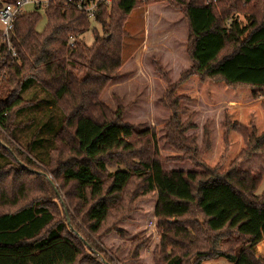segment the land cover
<instances>
[{
    "label": "trees",
    "instance_id": "obj_1",
    "mask_svg": "<svg viewBox=\"0 0 264 264\" xmlns=\"http://www.w3.org/2000/svg\"><path fill=\"white\" fill-rule=\"evenodd\" d=\"M70 1L49 0L44 9L47 25L42 32L36 31L39 9L14 21L12 46L16 58L6 57L0 62V74L6 78L0 80V129L16 140V131L32 127L33 140L23 153L0 135L15 150L12 152L0 139V170L4 160L10 158L24 171L40 177L60 203L59 193L46 174L27 166H33L32 157L46 168V157L60 156L57 145L68 138L66 146L73 161L62 168L59 178L63 189L73 191L80 202L90 203L86 219L93 233L100 231L107 220L109 201L137 179L143 195L157 193L154 216L158 222L183 218L196 208L203 217L205 233L224 235L227 245L237 239L246 243L237 255L221 253L220 257L232 264H259L253 249L264 240V190L259 195L256 192L264 172L238 170L237 164L252 153L264 159V103L260 99L264 92V0H234L242 11L251 12L245 24L227 17L225 11L217 15L222 0H159L179 10L187 20L192 62L191 70L169 86L166 98L170 99L171 117L165 140L182 156L164 160L158 156L155 134L137 150L132 141L133 128L119 121V112L108 120L94 116L90 109L92 103L98 109V96L122 66L123 17L142 2L150 5L157 0H114L109 14L105 6H100L94 23L101 26L102 36L94 29L91 46L81 38L90 30L91 21L75 7L83 0ZM2 5L0 2V8ZM3 55L0 49V57ZM192 79L201 86L197 96L201 94L202 101L203 96H213L220 103L214 96L218 85L225 102L236 104L224 110L216 131L210 128L211 120L204 119L200 142L195 133L198 115L185 106L195 102L196 96L180 95ZM88 83L98 86L96 95L86 89ZM33 84L45 97L26 102L21 95ZM144 134L147 137L148 132ZM119 151L133 153L135 161L129 165L120 162L125 168L107 173L104 180L106 159ZM213 153L215 159L209 160ZM182 160L191 162L200 172H166L162 168L166 161ZM5 190L0 189V210L18 204L14 197L8 199ZM62 220L55 223L53 213L43 203L0 213V264H111L105 255L100 258L102 252L95 243L83 241L76 230L71 231L68 221ZM109 234L104 233L102 238ZM196 256L201 261V253ZM187 259L170 251L162 262L189 264Z\"/></svg>",
    "mask_w": 264,
    "mask_h": 264
},
{
    "label": "rangeland",
    "instance_id": "obj_2",
    "mask_svg": "<svg viewBox=\"0 0 264 264\" xmlns=\"http://www.w3.org/2000/svg\"><path fill=\"white\" fill-rule=\"evenodd\" d=\"M3 1L6 0H0V2ZM29 1L30 3L23 7V14L32 13L39 9L40 19L36 25V31L42 32L47 25L44 14L45 8L43 6L36 8L33 3L37 0ZM47 1L39 0L42 5ZM216 1L221 0H212L213 3ZM222 1H224L223 4L218 7V16L220 12L225 11L227 17H232L243 24L246 23L251 15L249 10L244 9L242 11L241 5L235 3L234 0ZM110 6L106 7L107 14L111 12ZM123 19L122 36L120 37L122 66L110 78V81L98 96L96 102L98 109L94 103L91 104L90 109L94 116H103L108 120L114 119L116 113L119 112V121L133 128L135 135L132 141L137 150L145 145V141L152 134H155L156 148L160 159L181 157L182 154H176L165 140V128L171 117V111L167 104L170 99L166 101V98L169 86L178 83L192 68L188 53L187 20L179 10L159 0L150 5H145V1L142 2L141 6L133 10L128 16L123 17ZM90 23V30L81 37L87 46L93 44L94 29L102 36L101 26L94 22ZM88 85L90 87L86 89H92L96 95L98 86L89 83ZM199 90H201V86L198 81L192 79L180 91V95L196 96L195 102L192 104L185 103V106L198 115L195 119L196 125L199 126V128L197 126L195 132L198 136V142L201 141L200 128L204 119L211 120L210 128L216 131L221 124L224 110L236 105L225 102L218 85L214 88V96L220 103H217L213 96L211 99H206L203 96L202 101L201 94L197 96ZM21 96L26 102H36L43 99L45 93L33 84ZM260 99L264 103V92L260 94ZM237 105L244 106L246 104L238 103ZM41 114L38 115L39 118ZM24 115L25 112L22 113V116ZM32 130V127H30L28 130L16 131L18 143L1 129L0 135L6 138L9 143H12L17 150L25 153L26 144L33 140ZM146 132H148L147 137L144 134ZM216 138L217 133L214 135V144ZM1 141L5 146L8 145L3 139ZM67 143L68 138L64 142L58 143L60 156L50 155L49 157L48 155L46 157L44 162L49 167L48 169L35 162L32 157L30 158L33 166H27L29 170L46 174L48 179L54 183L55 191L59 193L60 203L53 195H50L52 194L50 189L42 183L40 177L34 173L24 171L23 168L9 158L7 159L8 162L4 160V167L0 170V189H6L8 199L14 197L18 204L17 206L7 205L0 210V213L14 212L22 205L30 203H43L53 213L55 223L63 222L62 218L67 220L71 231L75 232L76 230L83 241L95 243L102 252V254H99L100 258L103 259V255H105L111 264H163L164 256L170 251L173 254L182 256L184 260L189 258L187 259L189 264H196L197 262V264H232L218 254L231 253L237 255L246 246V243L241 239L234 242L229 241L232 244L227 245L224 235L216 236L210 232L205 233L203 217L196 208H193L190 215L183 218L158 222L159 220L154 216L157 193L143 195L142 183L137 179L128 185L124 193L109 201V216L100 231L93 233L89 229V222L86 219V212L90 207V203L80 202L73 191L69 188L63 189L61 185L62 180L59 177L62 168L73 161V155L69 152V147L66 146ZM52 145H47V149H50ZM8 146L9 149L12 148V152L15 151L12 146ZM132 155L133 153L125 154L121 151L110 155L106 159L107 167L103 179H106L107 173H112L118 168H125L120 162L129 165V163L135 161ZM215 156L216 154L213 153L209 156V160H214ZM18 159L21 161L20 158ZM1 165H3V161ZM162 168L166 172H200L187 160L166 161ZM237 169L250 170L253 174H258L260 171L264 172V159L260 155L252 153L249 158L238 162ZM263 190L264 175L256 194H261ZM108 231H110V234L103 239V234ZM117 232L120 233L122 238ZM192 235H195V237ZM198 252L203 256L201 261L196 258ZM253 253L255 260L259 264H264V240L253 249Z\"/></svg>",
    "mask_w": 264,
    "mask_h": 264
},
{
    "label": "built area",
    "instance_id": "obj_3",
    "mask_svg": "<svg viewBox=\"0 0 264 264\" xmlns=\"http://www.w3.org/2000/svg\"><path fill=\"white\" fill-rule=\"evenodd\" d=\"M65 3H71L70 0H64ZM114 0H83L75 3L77 10L82 11L87 15L91 22H95V15L100 6H110ZM49 0L42 5L39 0L33 4L36 8L43 6L47 7ZM29 0H12L3 3L0 8V49L3 50V57H0V62H3L6 57L16 58L15 50L12 46V33L15 19L23 14V7L29 4ZM73 40L70 38L69 46H72ZM6 79L3 74H0V80Z\"/></svg>",
    "mask_w": 264,
    "mask_h": 264
},
{
    "label": "crops",
    "instance_id": "obj_4",
    "mask_svg": "<svg viewBox=\"0 0 264 264\" xmlns=\"http://www.w3.org/2000/svg\"><path fill=\"white\" fill-rule=\"evenodd\" d=\"M6 2H9L8 0H6V1H3V3H6Z\"/></svg>",
    "mask_w": 264,
    "mask_h": 264
}]
</instances>
